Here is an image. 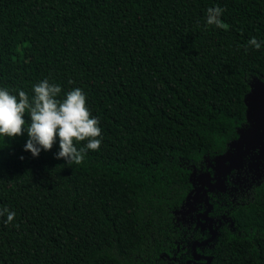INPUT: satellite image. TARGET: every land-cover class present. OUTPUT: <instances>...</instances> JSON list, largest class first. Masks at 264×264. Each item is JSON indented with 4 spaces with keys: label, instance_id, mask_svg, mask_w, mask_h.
Segmentation results:
<instances>
[{
    "label": "trees",
    "instance_id": "16d2710c",
    "mask_svg": "<svg viewBox=\"0 0 264 264\" xmlns=\"http://www.w3.org/2000/svg\"><path fill=\"white\" fill-rule=\"evenodd\" d=\"M217 5L222 26H205ZM252 37L264 0H0V86L79 87L103 136L78 165L58 143L34 158L26 133L0 138V208L16 213L0 264H264V137L224 193L193 194L236 154L264 86Z\"/></svg>",
    "mask_w": 264,
    "mask_h": 264
},
{
    "label": "clouds",
    "instance_id": "9594fccd",
    "mask_svg": "<svg viewBox=\"0 0 264 264\" xmlns=\"http://www.w3.org/2000/svg\"><path fill=\"white\" fill-rule=\"evenodd\" d=\"M224 11L218 5L207 8L205 26H222ZM247 44L259 50L264 41L252 37ZM31 91L29 96L24 90L13 92L7 86H0V138L26 133L28 138L24 151L34 158L58 143L55 156L67 164L78 165L87 151L99 150L103 140L99 119L92 115L81 88L74 87L62 93L59 84L44 78L34 84ZM25 113L30 118L29 122L23 118ZM80 142L84 143L78 148ZM15 217V211L0 208V218L5 224H12Z\"/></svg>",
    "mask_w": 264,
    "mask_h": 264
},
{
    "label": "flooded vegetation",
    "instance_id": "af4514ba",
    "mask_svg": "<svg viewBox=\"0 0 264 264\" xmlns=\"http://www.w3.org/2000/svg\"><path fill=\"white\" fill-rule=\"evenodd\" d=\"M263 104H264V100H261L258 102V106H256V108L253 112V115L251 116L249 123L247 124L248 127L244 131V134H245L244 138H246L248 140V143H244V146H250L251 143L254 142L253 140H255L254 145H256L258 142V139L264 137V106H263ZM242 138L243 137H240L239 139H242ZM218 157H220V156H218ZM218 157L215 158V163L217 165L215 179L217 180V182H211L210 176H208L206 174H200L199 175L200 184H199V186H197V188L193 189V192H194L193 194L197 198H200V195H202V194L205 195L207 191H214L217 189L220 192L224 193L226 190V187H225L223 182H222L223 186L220 185L219 176H220V179L222 181V174L227 175L233 169L234 170L235 169L236 170L241 169V167L240 168H233L229 172H224V171H226L227 167L230 165V162L228 161V164H226V163L220 162V159L217 161ZM204 176H207V178H205ZM213 186H215V188H213ZM206 199H207V197H205L204 204L206 206H208V208L206 211L205 210L203 211V217L208 220V223H209L208 226L210 227L212 220L210 219V217H207L206 214L212 209V205L207 204ZM214 236H215V233H214ZM192 251H193V249H192ZM188 264H189V262H188Z\"/></svg>",
    "mask_w": 264,
    "mask_h": 264
},
{
    "label": "water",
    "instance_id": "95a60500",
    "mask_svg": "<svg viewBox=\"0 0 264 264\" xmlns=\"http://www.w3.org/2000/svg\"><path fill=\"white\" fill-rule=\"evenodd\" d=\"M261 100H264V86L261 87H257L252 89L251 93L247 95V97L245 98V102L248 106V110H247V120L249 121L251 116L253 115V112L256 108V106H258V102ZM264 106V104H263ZM245 134L241 137H243L242 139L237 140L236 142V147H237V151L235 155H231V156H220L217 158V161L220 160H225V161H229L230 165L227 167L226 171L224 172H229L231 169L233 168H240L241 167V152L245 147H251L253 146L255 143V140H253L254 142L251 143L250 146H244V143H248V140L246 138H244ZM219 183L221 186H223V183L220 179L219 176ZM217 186V185H216ZM213 188H215V186H213ZM211 239V238H210ZM209 239V240H210ZM192 249L194 250V245L192 246ZM193 257L194 259H197V255H195L193 253ZM210 259H207V262H209Z\"/></svg>",
    "mask_w": 264,
    "mask_h": 264
}]
</instances>
